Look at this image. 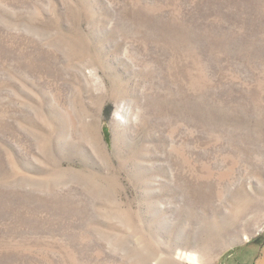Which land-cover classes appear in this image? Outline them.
<instances>
[{"label":"rangeland","instance_id":"obj_1","mask_svg":"<svg viewBox=\"0 0 264 264\" xmlns=\"http://www.w3.org/2000/svg\"><path fill=\"white\" fill-rule=\"evenodd\" d=\"M0 264H264V0H0Z\"/></svg>","mask_w":264,"mask_h":264}]
</instances>
